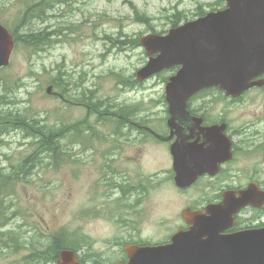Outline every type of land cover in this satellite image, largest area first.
Listing matches in <instances>:
<instances>
[{
  "label": "rangeland",
  "instance_id": "obj_1",
  "mask_svg": "<svg viewBox=\"0 0 264 264\" xmlns=\"http://www.w3.org/2000/svg\"><path fill=\"white\" fill-rule=\"evenodd\" d=\"M39 1L0 0V20L12 31L26 34L47 27V32L56 33L51 36L52 45L43 48L27 47L21 41L14 46L9 66L0 72V95L7 96L0 100V115L19 114V108L36 114L46 125L48 141L58 146L60 157L56 163L53 152L35 153L33 143H18L23 139L21 131L15 130L17 124L0 119L5 122L0 124V134L12 130L5 137L9 144L0 146V225L7 223L3 229H15L42 220L44 239L65 228L90 243L83 246L82 254L89 250L104 264H113L122 252L119 242L126 234L122 230L124 220L130 223L136 219L131 226L142 228L144 234H156L154 242L163 241L171 227L183 224L178 212L193 199L185 195L180 203L176 202L171 194L178 193L167 181L172 173L166 170V143L157 142L163 154L158 144L143 136L138 142L139 165L130 166L137 176L130 182L138 193L136 200L129 196L123 200V190H114L113 200L97 193L99 172L95 162L90 163L92 154H112L132 146L129 138L117 141L120 135L105 124V114L96 103L98 99L102 103L140 101L145 115L156 106L155 101H164L170 73L156 74L140 85L132 82L136 71L148 60L139 40L149 33L167 31L169 18L176 11L192 19L198 7L209 10L220 0H67L65 5L53 2L44 14L34 8L35 15L30 18L26 14L29 7ZM135 8L151 19L138 21ZM105 33L113 39L104 37ZM58 67H65L68 74L48 93V80ZM133 87L134 91L127 92ZM163 123L155 121L158 131ZM86 129L90 134L98 133V137L92 141L73 137ZM142 191L145 194L139 197ZM145 204L152 211L146 209L140 214L138 210ZM29 211L35 217H30ZM7 251L0 253V264H28L30 248ZM86 261L93 263L88 258ZM30 264L53 262L37 260Z\"/></svg>",
  "mask_w": 264,
  "mask_h": 264
},
{
  "label": "flooded vegetation",
  "instance_id": "obj_2",
  "mask_svg": "<svg viewBox=\"0 0 264 264\" xmlns=\"http://www.w3.org/2000/svg\"><path fill=\"white\" fill-rule=\"evenodd\" d=\"M66 3L67 0L57 5ZM177 23L170 21V28ZM50 33L52 37L56 34ZM178 69L179 66H175L157 74L170 73L168 78L165 76L169 81ZM132 82L140 85L136 77ZM249 84L236 94H228L219 86L203 88L190 97L186 111L175 114L166 98L164 101H155L156 106L145 115H142L140 101L129 102L134 105L130 126L126 130L129 132L120 133L117 141L121 143L123 139L129 138L132 148L119 149L112 154H92L90 163L93 165L92 162H95L99 179L110 184L120 181L130 183L137 177L131 173L130 166L139 165L141 151L138 142H141V137L152 140L154 145L163 141L168 149L166 170L172 173L167 181L178 193L171 195L177 203L185 195L193 199L185 208L181 207L183 210L201 211L209 215L208 209L214 207L219 216L227 217L220 232L222 235L264 229V72L254 76ZM134 90V87L129 88L127 92ZM120 101L126 102L124 99ZM162 104L163 109H159ZM162 111L164 115L160 114ZM150 113L155 116L148 119ZM155 121L159 124L164 122L159 125L161 132ZM157 146L165 154L163 147ZM194 166L200 174L190 184L180 187L176 181L177 171ZM142 194H145L144 191L139 197H143ZM128 196L136 200L138 193L134 187L126 192L124 198H120L124 200ZM146 209L152 211L145 204L138 212L142 214ZM183 210L180 212L183 224L172 227L166 233L167 238L159 242H154L156 234H144L142 228L131 226V222L136 219L133 218L131 222L128 219L130 223L124 221L126 226L123 225L122 230L126 234L119 242L122 252L118 262H128V249L133 246L169 243L176 232L189 230L188 222L182 217Z\"/></svg>",
  "mask_w": 264,
  "mask_h": 264
},
{
  "label": "water",
  "instance_id": "obj_3",
  "mask_svg": "<svg viewBox=\"0 0 264 264\" xmlns=\"http://www.w3.org/2000/svg\"><path fill=\"white\" fill-rule=\"evenodd\" d=\"M225 2L224 9L187 21L165 35L150 33L141 39L149 60L137 72L140 81L180 66L166 86L174 114L186 111L190 97L203 88L220 86L228 94H236L264 71V39H256L258 33L264 35V0ZM14 45V36L0 22V67L9 64ZM195 170L194 166L177 171L180 187L200 174ZM185 212L192 224L190 231L174 235L167 245L128 247L127 264H264V230L219 236L220 219L214 210L209 216ZM56 264L85 263L74 250L64 249Z\"/></svg>",
  "mask_w": 264,
  "mask_h": 264
},
{
  "label": "bare ground",
  "instance_id": "obj_4",
  "mask_svg": "<svg viewBox=\"0 0 264 264\" xmlns=\"http://www.w3.org/2000/svg\"><path fill=\"white\" fill-rule=\"evenodd\" d=\"M62 0H45V8L51 5L53 2L59 3ZM187 18V17H186ZM188 20V19H187ZM184 21V20H183ZM182 22V21H180ZM179 22V23H180ZM43 41L48 44L45 46L52 45V39L48 36H42ZM104 37L107 39H113L112 36H110L108 33H105ZM2 70H0L1 72ZM46 71V69H45ZM68 74V71L65 67H58L52 74L51 79L48 80V86H47V92L49 93L48 89L49 87H53V85L60 83ZM83 88L85 85H81ZM67 92H72L70 90H67ZM65 94H68L65 92ZM98 110L101 113H104L105 116L103 119L105 120V124H108L114 133L116 134H124L128 133L129 131H126L131 121L132 112L134 109V105L128 102H117V103H102L100 99H98ZM27 108H25L23 111L19 108V114L18 118L22 119L21 122L19 121L18 124L15 126V130H20L22 133V139L19 140L18 143L24 145L27 143H32L35 140H37L46 130V125L41 124L40 121L42 120L40 117L38 118L36 114L29 113V111H26ZM155 114L150 113L148 114V119H151ZM12 131V130H11ZM7 132L5 134H0V146H3L4 144L8 143L9 141L5 138L9 133ZM2 154V153H1ZM0 154V155H1ZM96 192L101 194L103 197L109 200H113V192L114 190L118 191H125L128 192L131 188V185L129 182L120 181L115 184H110L106 180L99 179L96 181ZM2 187H0L1 189ZM105 189V192H104ZM127 222V220H124ZM222 230H218V234L220 235V232ZM39 229L38 225L36 223H27L22 226H19L15 229H12L9 232H5L0 234V253H6L10 252L7 251V249H11V251L17 250L21 245L28 244L30 241H32L37 235H38ZM77 255L83 259H90L92 262L99 261V256L95 253L88 250V252L81 253V249L75 250Z\"/></svg>",
  "mask_w": 264,
  "mask_h": 264
},
{
  "label": "trees",
  "instance_id": "obj_5",
  "mask_svg": "<svg viewBox=\"0 0 264 264\" xmlns=\"http://www.w3.org/2000/svg\"><path fill=\"white\" fill-rule=\"evenodd\" d=\"M36 8V4L31 5L29 7V11H27V15L33 17L35 13L32 11V9ZM136 13V19L141 22H148L151 18L146 17L144 14L140 13V11L135 8ZM206 13V10L202 7H198L195 12V16H202ZM171 21L178 22L176 25L179 24L180 21L187 20L186 15L182 11H176L174 12L171 17L169 18ZM13 33L16 35V42L21 41L23 44H25L27 47H35L37 48H43L45 47L47 43L43 41V37L41 33L29 31L28 33H21L20 31H13ZM6 94L0 95V100L6 99ZM0 119H3L6 121H13L15 124H18V122L22 119L18 118V114H12V113H4L0 115ZM5 122H0V124L5 125ZM49 133L44 132L37 140H35L33 143L34 146V152H39L41 150H47L53 152L56 156H58V146L55 145L52 142L48 141ZM12 174H16L15 172H12ZM4 176V175H3ZM30 217L31 214H29ZM38 225V235L30 241L28 244L21 245L17 250L18 251L24 247H28L31 249V253L27 255L26 259L28 260V264L35 262L37 260H45V261H52L53 264H55L57 258L59 257V254L64 249H75L79 250L82 248L84 244V237H80L76 234H69L66 229H61L59 231L51 232L49 236L44 239L42 235V230L45 229L44 226L39 224L37 221H34ZM1 226V225H0ZM12 230V229H11ZM11 230L7 231H1L0 234L9 232ZM60 231H63V233H58Z\"/></svg>",
  "mask_w": 264,
  "mask_h": 264
}]
</instances>
